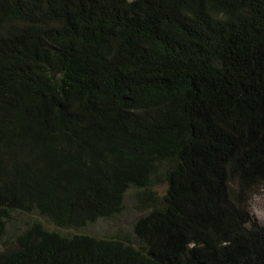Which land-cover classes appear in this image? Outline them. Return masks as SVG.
Masks as SVG:
<instances>
[{
    "label": "trees",
    "instance_id": "16d2710c",
    "mask_svg": "<svg viewBox=\"0 0 264 264\" xmlns=\"http://www.w3.org/2000/svg\"><path fill=\"white\" fill-rule=\"evenodd\" d=\"M261 186L264 0H0V264H264Z\"/></svg>",
    "mask_w": 264,
    "mask_h": 264
},
{
    "label": "rangeland",
    "instance_id": "374dc122",
    "mask_svg": "<svg viewBox=\"0 0 264 264\" xmlns=\"http://www.w3.org/2000/svg\"><path fill=\"white\" fill-rule=\"evenodd\" d=\"M168 185H158L157 191L163 198L167 192ZM135 191L131 190L125 198V209L120 214L108 220H99L83 229H59L37 212L32 214L16 213L14 219L8 225L7 240L15 241L16 236L23 234L30 225L40 221L48 231H57L62 236L89 235L100 239H109L117 236L127 237L137 243L134 228L137 221L145 216L147 212L138 209L134 198ZM249 205L253 216L259 223L264 225V186L255 189L251 193ZM4 247V246H3ZM1 247V249H4ZM9 247V246H7Z\"/></svg>",
    "mask_w": 264,
    "mask_h": 264
}]
</instances>
